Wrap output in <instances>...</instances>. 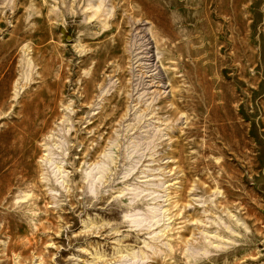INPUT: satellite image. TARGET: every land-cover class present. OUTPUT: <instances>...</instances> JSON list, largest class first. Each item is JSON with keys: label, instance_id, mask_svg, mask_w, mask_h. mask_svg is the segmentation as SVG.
I'll return each mask as SVG.
<instances>
[{"label": "rangeland", "instance_id": "1", "mask_svg": "<svg viewBox=\"0 0 264 264\" xmlns=\"http://www.w3.org/2000/svg\"><path fill=\"white\" fill-rule=\"evenodd\" d=\"M0 264H264V0H0Z\"/></svg>", "mask_w": 264, "mask_h": 264}]
</instances>
